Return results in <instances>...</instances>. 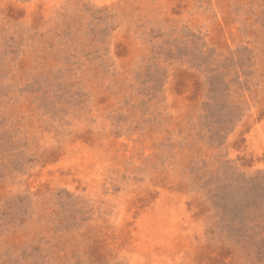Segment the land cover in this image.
Returning <instances> with one entry per match:
<instances>
[{"label":"rangeland","instance_id":"rangeland-1","mask_svg":"<svg viewBox=\"0 0 264 264\" xmlns=\"http://www.w3.org/2000/svg\"><path fill=\"white\" fill-rule=\"evenodd\" d=\"M0 264H264V0H0Z\"/></svg>","mask_w":264,"mask_h":264}]
</instances>
